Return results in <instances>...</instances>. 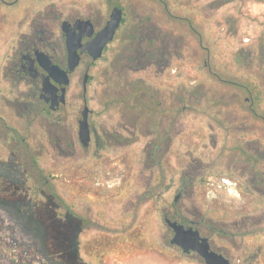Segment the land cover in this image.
Here are the masks:
<instances>
[{"label": "rangeland", "instance_id": "rangeland-1", "mask_svg": "<svg viewBox=\"0 0 264 264\" xmlns=\"http://www.w3.org/2000/svg\"><path fill=\"white\" fill-rule=\"evenodd\" d=\"M114 6L123 21L69 74L61 114L7 106L25 11L58 17L63 66L60 21L98 29ZM0 16V264H205L169 243L164 215L230 264H264V0H20Z\"/></svg>", "mask_w": 264, "mask_h": 264}, {"label": "water", "instance_id": "water-1", "mask_svg": "<svg viewBox=\"0 0 264 264\" xmlns=\"http://www.w3.org/2000/svg\"><path fill=\"white\" fill-rule=\"evenodd\" d=\"M121 10L115 9L105 23L95 31L94 26L88 18H75L73 22L64 19L61 21L59 28L64 36L65 45V68L51 61L48 54L43 51L35 50V58L38 65L46 72L42 82V89L49 90L50 87L57 89L54 85H60L59 102H65L66 86L69 84L71 73L79 64L81 54L86 53L89 58L94 61L98 59L105 46L113 39L116 29L121 22ZM89 39L82 42V37ZM88 71L82 75L81 86L83 94H85L86 83L88 80ZM91 110L85 103L80 109V119L78 120L77 136L82 146H86L90 140V130L88 126V114ZM180 197L177 193L173 197L176 202ZM166 226L172 231L169 243L181 249L182 252H195L200 256L205 264H230L229 258L222 253L213 250L210 247L208 238L202 236L199 230L192 224L184 225L175 219H171L167 215L163 216Z\"/></svg>", "mask_w": 264, "mask_h": 264}, {"label": "flooded vegetation", "instance_id": "flooded-vegetation-1", "mask_svg": "<svg viewBox=\"0 0 264 264\" xmlns=\"http://www.w3.org/2000/svg\"><path fill=\"white\" fill-rule=\"evenodd\" d=\"M19 1L20 0H0V4L3 7L11 8L16 4H18ZM116 8L121 10L120 12L121 13L120 24H121L123 21V11L122 8H120L119 6H114L112 8L110 13L108 14V18ZM2 18L3 16H0V20ZM57 18H58L57 16L52 18L49 10H39L37 12H32V13L30 11H25L23 16L19 19L17 23V32L15 33L16 42L14 48L11 50V53L5 57V62L1 71V76L2 78H4L7 84L12 86L17 85V88L15 89L16 91L13 92V96H11L10 98L9 97L6 98L5 101L7 106H9L14 110L19 107L25 109V112H23L22 114L25 113L31 114L32 112H36L38 114H41L42 117L48 118V116H51L54 113L59 112L61 114L62 108L66 105V91L69 84L66 86L64 103L59 102V98H58V95L60 94V87H61L60 85L54 83L57 89L50 87L49 90H43L42 82L44 80L46 72L38 65L34 54L35 50L43 51L46 54H48L52 62L56 63L55 61H53L52 55L48 52V50L49 48L52 47V43H53L52 40L54 36V32L52 31L51 24L52 21L56 20ZM74 19L72 20L66 19V20L72 23ZM98 29H95V31ZM60 38L63 40V48L65 52L64 36L62 32L60 34ZM88 39H89L88 37L84 36L82 37V42H85ZM65 55H64V65L61 66L59 64L62 68H65V64H66ZM83 55L88 56L86 53H82L81 57ZM82 96H83V104H84L85 94H83V91H82ZM36 107L38 109H36ZM90 113L91 111L89 112V114ZM60 114L57 117H59V120H62L64 117H61ZM78 120H77V127H78ZM88 126L91 132L89 122H88ZM190 224L194 226L195 224H197V222ZM184 225H188V224H184Z\"/></svg>", "mask_w": 264, "mask_h": 264}, {"label": "built area", "instance_id": "built-area-1", "mask_svg": "<svg viewBox=\"0 0 264 264\" xmlns=\"http://www.w3.org/2000/svg\"><path fill=\"white\" fill-rule=\"evenodd\" d=\"M222 182L226 183L227 185V188L230 189V185H232L231 181L226 179V178H222ZM210 183V182H207V184Z\"/></svg>", "mask_w": 264, "mask_h": 264}]
</instances>
